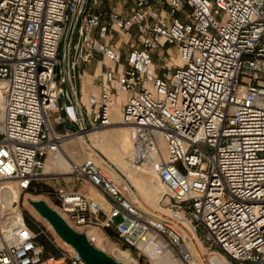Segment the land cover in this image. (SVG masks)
Segmentation results:
<instances>
[{"label":"built area","instance_id":"2783aa9c","mask_svg":"<svg viewBox=\"0 0 264 264\" xmlns=\"http://www.w3.org/2000/svg\"><path fill=\"white\" fill-rule=\"evenodd\" d=\"M131 2L124 15L102 0H0V264H85L64 242L48 252L3 192L29 190L63 138L113 125L120 92L130 161L153 169L175 209L152 216L89 158L70 171L89 189L55 188V210L94 246L107 235L93 231L112 230L150 264H264V0ZM175 43L181 63L157 75L152 51ZM94 53L109 65L82 98L73 82ZM178 215L211 256L193 255Z\"/></svg>","mask_w":264,"mask_h":264},{"label":"rangeland","instance_id":"374dc122","mask_svg":"<svg viewBox=\"0 0 264 264\" xmlns=\"http://www.w3.org/2000/svg\"><path fill=\"white\" fill-rule=\"evenodd\" d=\"M179 15L181 16V14ZM159 50L160 54L153 56L156 71H159V73L164 72L165 75L168 76L167 73L170 70H168L167 68H163V65L165 62H167V65H170L172 69L175 64L180 63V60L177 58L178 45L176 43L166 44L162 48V50L161 48ZM113 115L115 117H120L118 104H115ZM161 146L163 148V145ZM62 150L69 157L70 163H66L67 168L71 166L72 161L79 163L87 157H91L95 160L96 163L101 164L103 167H105L107 172L110 171L115 178L121 180V182L126 185L127 183L124 181V178L127 174L129 180L133 184H135V187L132 188V190H129L130 193L132 192L131 200L135 202V204L139 208L147 212H149L150 210H155V212L157 213L155 217H168L169 209H175V207L172 206V204L174 203L168 202L167 198L163 195L164 188L160 186V182L158 181L156 174L151 170H148L145 165H138L130 161L131 139L129 128L126 125L117 123L109 127L99 128L95 133H92L90 136L85 135L81 137V139L76 138V136H70L63 142ZM52 156L53 155H49L47 159ZM58 165L59 164L57 163L52 165L50 164L51 167L49 166L45 171V168L47 166L46 160L44 166V175L41 178L37 179L29 190L22 193L19 199V208L22 211L23 216L28 217V220L31 224L30 229L35 232L39 228H41L51 239V241H49L47 237L42 234L37 237V239L45 245L46 250L51 253H57V248L68 247L64 245L63 241L56 235L47 220L41 217L31 206L29 200L42 199L53 209H56L57 200L53 195V190L56 187L63 186L67 190H76L78 188H82L83 186H85L86 188L88 186L90 187L88 183L79 182L78 180L74 179V176L70 174L69 170H62ZM178 212L184 214L185 217L189 219L188 216L181 210H179ZM116 220H118V218H116ZM97 233L100 237L102 233H105L107 235L106 243L100 245L101 248H104V251L107 254L112 256V253L110 252L112 250L111 248H113L114 246H116L115 244H117L121 247L122 250H127L135 259L138 260L139 263L140 260H142L141 262L143 264H150L148 260L138 252V250L125 246L122 240L114 231L103 230L100 232L99 230H97ZM197 234L202 240V231L198 229ZM183 236L185 239L184 233ZM122 246L124 247L122 248ZM214 249L215 248L207 247L206 243L202 241V244L200 243V245L198 246L200 255H198L195 251L192 252L193 255L199 259V257L205 258L211 256L209 252L212 250L214 251ZM114 254L115 252L113 251V255Z\"/></svg>","mask_w":264,"mask_h":264},{"label":"crops","instance_id":"0c3cea01","mask_svg":"<svg viewBox=\"0 0 264 264\" xmlns=\"http://www.w3.org/2000/svg\"><path fill=\"white\" fill-rule=\"evenodd\" d=\"M150 1H151V4L153 5V7L158 9V10H166V8H167V0H150ZM131 7H132L131 0H126L125 2H119L117 0H102V4H101V9L106 14H109L111 11H116V12H119L121 14L126 15V14H129ZM93 34H95V31H93ZM112 34H113V39L111 42H114L116 39H118L119 34L116 32H113ZM130 34H131L130 37L129 36L127 37L129 39L128 42H124L126 36H123V38H122L123 41L121 43L120 49H121V53H122L123 57L126 56V53L129 49V43L132 40H135L134 30H131ZM163 47L164 46H161V47H158L157 49L153 50L152 51V58L154 55L160 54L159 49L161 48V50H162ZM177 58L179 59V56ZM153 61H154V59H153ZM104 63L106 65H109V63L107 61L102 62L100 54L94 53L93 57L89 61L82 62L80 64V69H79L80 70V77L76 78L75 81L73 82L74 90H75L77 96H81L82 98H84L86 95L98 93V91H99L98 82L100 80V72L103 70V68H105V67H103ZM167 64L168 63L165 62L163 65V68H167L168 70L171 71L175 67V66H173V68L171 69L170 65H167ZM156 73L159 76L165 75L164 72L159 73V71H156ZM125 97H126V94L122 93V92H120L119 94H114V99H113V103H112V107H111V120H112L113 124L120 123V117H117V116L115 117L114 116L115 114L113 115L115 104H118V106H119V115H120V107H121V104L123 103V100ZM74 179H76V178L74 177ZM76 180H78V179H76ZM78 181L82 182L80 180H78ZM58 187H63V186H58ZM63 188L66 189L65 187H63ZM81 189L88 190L89 186L87 188L85 186H83L82 188H78L76 190L71 189L69 191H79Z\"/></svg>","mask_w":264,"mask_h":264},{"label":"water","instance_id":"95a60500","mask_svg":"<svg viewBox=\"0 0 264 264\" xmlns=\"http://www.w3.org/2000/svg\"><path fill=\"white\" fill-rule=\"evenodd\" d=\"M29 203L41 217L47 220L56 235L79 253L85 264H121L120 261L107 254L104 250L91 244L84 232L72 228L44 200L30 199Z\"/></svg>","mask_w":264,"mask_h":264},{"label":"bare ground","instance_id":"6f19581e","mask_svg":"<svg viewBox=\"0 0 264 264\" xmlns=\"http://www.w3.org/2000/svg\"><path fill=\"white\" fill-rule=\"evenodd\" d=\"M180 59V58H179ZM180 63H181V59H180ZM179 63V64H180ZM96 131H98V129L96 130H90L87 132V136H90L92 133H95ZM81 134H78L76 136V138H80L81 139ZM68 138V137H67ZM63 140L65 141L66 138H63ZM162 143V142H161ZM163 145V143H162ZM128 147V146H127ZM125 150V149H124ZM132 154V142H131V153L130 155ZM91 157H87L86 159H89ZM93 159V158H91ZM47 160V166L45 168V171L48 169V167L50 166V164H59L58 166H60V168L63 170L67 169L69 170V172L71 171V167H72V163H71V166L67 168L66 166V163H70L69 161V157L68 155L62 150V147L55 153L53 154L52 157L46 159ZM94 160V159H93ZM95 161V160H94ZM136 164V163H135ZM138 165H144V164H138ZM45 166V165H44ZM148 170H151L153 173H155L153 171L152 168L148 167L147 165H145ZM51 167V166H50ZM105 168V167H104ZM43 172H44V168H43ZM109 174H111V172L109 171ZM112 175V174H111ZM113 176V175H112ZM128 175L126 174L125 175V178H124V181L127 183L128 187L130 190H132V188L135 187V184H133L129 178L127 177ZM114 177V176H113ZM117 179V178H116ZM159 181V180H158ZM137 182V181H136ZM159 183V182H158ZM160 186H162L161 183H159ZM153 185V184H152ZM154 186V185H153ZM156 186V185H155ZM139 187V186H138ZM163 187V186H162ZM90 191L92 192V195L97 198L98 200L100 199V197L98 196V194L93 191L91 188H90ZM134 192V191H133ZM9 195H7V194ZM132 194V192H131ZM3 197L7 198L9 203H8V206L10 207L11 210H14V205H12V202H19V199L21 197V195L18 193V192H11V191H6L3 192ZM101 200V199H100ZM17 208V207H16ZM15 208V210H16ZM147 212V211H146ZM148 213H152L151 215L155 217V215H157V213L155 212V210H150ZM169 214V212H168ZM161 217V216H159ZM157 218V217H156ZM179 223V226L182 228L183 230V233L185 234V241L186 243L188 244L189 248H191V250L195 251L198 255H200L199 251H198V246L200 245V243L198 242V239L196 238V235L192 229V227L190 226L189 222L186 221L181 215H178V221ZM94 234L97 235V237L100 239V236L99 234L96 232V231H93ZM65 243V242H64ZM198 244V245H197ZM201 248V247H200ZM115 254L113 255V251L111 250L110 252L112 253V256L121 262V264H134L135 262V259L134 257L127 251V250H122L121 248L117 247V246H114L113 248H111ZM202 249V248H201ZM202 251V250H201ZM203 253V252H202Z\"/></svg>","mask_w":264,"mask_h":264},{"label":"trees","instance_id":"16d2710c","mask_svg":"<svg viewBox=\"0 0 264 264\" xmlns=\"http://www.w3.org/2000/svg\"><path fill=\"white\" fill-rule=\"evenodd\" d=\"M25 221H26V223H27V224L29 225V227H30V225H31V224H30V222H29V220H28V217H27V216L25 217ZM141 261H142V260H140V263H139V264H143Z\"/></svg>","mask_w":264,"mask_h":264}]
</instances>
